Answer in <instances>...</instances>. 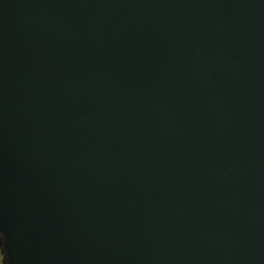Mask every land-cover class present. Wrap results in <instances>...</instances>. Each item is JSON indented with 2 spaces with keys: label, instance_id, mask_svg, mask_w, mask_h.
<instances>
[{
  "label": "water",
  "instance_id": "obj_1",
  "mask_svg": "<svg viewBox=\"0 0 264 264\" xmlns=\"http://www.w3.org/2000/svg\"><path fill=\"white\" fill-rule=\"evenodd\" d=\"M3 264H264V0H0Z\"/></svg>",
  "mask_w": 264,
  "mask_h": 264
},
{
  "label": "flooded vegetation",
  "instance_id": "obj_2",
  "mask_svg": "<svg viewBox=\"0 0 264 264\" xmlns=\"http://www.w3.org/2000/svg\"><path fill=\"white\" fill-rule=\"evenodd\" d=\"M0 264H3V258H2L1 253H0Z\"/></svg>",
  "mask_w": 264,
  "mask_h": 264
}]
</instances>
